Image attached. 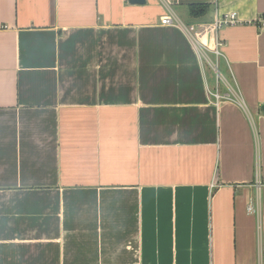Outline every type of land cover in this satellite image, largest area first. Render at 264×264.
Returning <instances> with one entry per match:
<instances>
[{"label":"crops","instance_id":"1","mask_svg":"<svg viewBox=\"0 0 264 264\" xmlns=\"http://www.w3.org/2000/svg\"><path fill=\"white\" fill-rule=\"evenodd\" d=\"M230 12L264 0H0V264H264V30Z\"/></svg>","mask_w":264,"mask_h":264},{"label":"built area","instance_id":"2","mask_svg":"<svg viewBox=\"0 0 264 264\" xmlns=\"http://www.w3.org/2000/svg\"><path fill=\"white\" fill-rule=\"evenodd\" d=\"M161 23L163 25L184 28L186 32L191 35V37H194V33L197 30L196 26L194 25L184 26L174 14H169L163 17ZM234 25H252L264 30V15L257 16L253 20H244L240 18L237 12H230L217 17L213 22V28L217 31L221 30L223 27ZM195 42L198 43L197 38H195ZM222 47V42L218 40L216 41L215 47L211 51L219 58L220 56H224ZM213 68L217 73L218 79H222V73L218 63H214ZM217 98L219 99L221 96L217 94Z\"/></svg>","mask_w":264,"mask_h":264},{"label":"trees","instance_id":"3","mask_svg":"<svg viewBox=\"0 0 264 264\" xmlns=\"http://www.w3.org/2000/svg\"><path fill=\"white\" fill-rule=\"evenodd\" d=\"M209 9L208 4H192L190 10L193 15L199 16L207 12Z\"/></svg>","mask_w":264,"mask_h":264},{"label":"water","instance_id":"4","mask_svg":"<svg viewBox=\"0 0 264 264\" xmlns=\"http://www.w3.org/2000/svg\"><path fill=\"white\" fill-rule=\"evenodd\" d=\"M131 4H145L147 0H128ZM261 110L264 114V104L261 106Z\"/></svg>","mask_w":264,"mask_h":264},{"label":"rangeland","instance_id":"5","mask_svg":"<svg viewBox=\"0 0 264 264\" xmlns=\"http://www.w3.org/2000/svg\"><path fill=\"white\" fill-rule=\"evenodd\" d=\"M222 69V68H221Z\"/></svg>","mask_w":264,"mask_h":264}]
</instances>
